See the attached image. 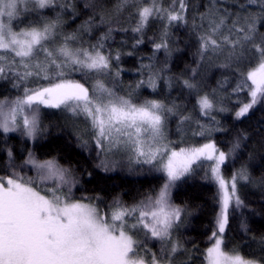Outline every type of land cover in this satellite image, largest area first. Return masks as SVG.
<instances>
[{
    "label": "trees",
    "instance_id": "trees-1",
    "mask_svg": "<svg viewBox=\"0 0 264 264\" xmlns=\"http://www.w3.org/2000/svg\"><path fill=\"white\" fill-rule=\"evenodd\" d=\"M161 2L166 8L173 7L172 0ZM237 2L185 0L187 23L173 21L168 24L166 20L150 18L140 32L133 30L138 24L136 10L118 11L117 0H55L52 7L21 14L13 24L18 28L43 26L59 19L57 32L61 36L52 43L54 49L63 43L64 35L77 36L76 40L68 41L74 50L81 47L91 50L102 42L103 47L97 50L110 58L108 70L90 72L69 67L63 79L84 84L90 94H97L96 82L100 80L115 96L129 99L136 105L155 100L166 109H173L162 112L161 144L167 145L170 151L179 152L212 143L217 149L216 156L221 151L225 153V160L219 165L221 177L229 178L246 171L248 179L238 177L240 181L236 185L242 204L237 206L235 199L229 204L222 247L226 252L237 250L245 258L264 264V99L245 116L236 117L239 108L251 102L249 89H238L237 85L257 66L259 54L249 45L239 60L229 59L232 51L229 45L205 51L200 40V36L209 31L207 19L201 17L208 14L210 8L219 9V13L227 8L231 14L217 34L218 40L222 35H229L236 15L240 16L239 26H244L243 17L247 13L259 16L258 4H248L245 13L237 8ZM86 4L90 6L85 7ZM174 7L180 10L178 2ZM110 29L109 38L101 40ZM257 29L255 42L264 43V21L257 22ZM232 38L235 39L236 34ZM161 43H166L167 47L157 50L155 45ZM236 51L240 53V49ZM225 64L228 66H223ZM7 76L0 79V99L6 101L22 97L25 87L37 88L50 82L36 77L17 81L12 74ZM52 79L60 78L53 76ZM185 81L193 87H186ZM14 83L19 86L14 87ZM204 96L213 103L207 114L199 104ZM37 107L39 127L33 138L0 133V176L15 173L25 180L32 179L43 191L58 185L57 179L41 183V176L35 178L27 162L30 159L40 163L55 161L69 173L70 198L91 203L108 216L109 209L117 204L131 208L149 196L156 197L167 182L161 160L166 163L168 156L160 154L153 163L146 164L137 163L131 152V155H123L122 166L116 165L117 161L116 164L107 161L108 151L98 145L91 121L83 114L73 113L63 106ZM237 143L239 147L234 148ZM214 162V158H199L191 165V171L169 189L171 204L182 209L181 222L173 228L172 238L186 249L178 253L175 264H207L206 250L212 245V233L217 231L222 196L212 174ZM59 190L68 194L69 187L64 185ZM138 235L144 239L142 234ZM146 244L159 254V241L148 239Z\"/></svg>",
    "mask_w": 264,
    "mask_h": 264
},
{
    "label": "snow or ice",
    "instance_id": "snow-or-ice-1",
    "mask_svg": "<svg viewBox=\"0 0 264 264\" xmlns=\"http://www.w3.org/2000/svg\"><path fill=\"white\" fill-rule=\"evenodd\" d=\"M177 2L179 11L174 7ZM172 3L173 7L166 8L161 0H148L147 4L144 0H117L116 8L118 11L134 8L138 24L133 30L140 32L150 18L166 20L168 24L173 21L187 23L184 14L188 5L185 0H172ZM54 4L55 0H0V79L8 78L10 73L17 81L31 77L50 81L47 86L25 87L24 95L13 101L0 99V130L4 133L16 131L21 126L20 117L24 132L33 137L39 127V110L34 106L58 108L65 105L73 113L83 114L91 121L100 147L107 142L109 150L123 148L132 152L137 163H153L160 153L168 151L167 145L161 144L162 112H172L173 109H166L155 100L136 105L129 99L115 96L100 80L96 82L97 94H90L84 84L63 79L69 67L105 72L110 68V58L97 50V47H103L102 42L91 50L71 48L68 41L76 40V35H64L63 43L54 51L50 42L54 43L58 35L59 19L43 26H14L13 21L22 14L21 6L27 11L45 9ZM248 4L259 5V16L247 13ZM236 6L247 13L243 17L244 26L238 25L240 16L236 15L229 35H222L218 40L217 34L231 14L227 8L223 13L210 8L209 13L201 17L207 19L209 31L202 34L200 40L205 51L220 49L222 44L229 45L232 50L229 59L235 57L239 60L249 45L259 54L257 66L248 71L245 80L237 85L238 89L247 87L251 96V102L244 103L236 112V117L240 118L264 99V43L255 42L257 22L264 21V0H238ZM110 32L111 29L101 40L109 38ZM233 34H236L235 39ZM155 47L159 50L166 48L167 44H156ZM116 59L119 60V55ZM53 76L60 79L53 80ZM150 84L155 88L151 78ZM16 86L19 85L14 83ZM185 86L193 87L188 81H185ZM199 104L205 114L213 108L207 96L202 97ZM238 147L239 143L234 145V148ZM216 153V146L212 143L191 150L171 151L166 163L161 160L167 182L159 194L149 196L131 208L117 204L110 217L91 203L70 198L69 173L55 161L38 163L30 159L28 163L41 173V183L51 178H57L60 183L42 191L32 179L25 180L15 173L8 177L0 176V264H175L178 253L186 249L180 241L172 238L173 228L181 222L182 209L171 204L169 189L176 180L188 174L191 165L201 157L215 158L212 174L222 193L217 231L212 233L213 243L206 250L207 264H257L237 250L229 253L222 247L221 234L228 224L230 201L235 198L237 206L242 201L237 196V177H232L229 191L227 182L219 174L225 153L221 151L218 156ZM240 178L248 179L246 171H241ZM64 185L69 187L68 194L59 190ZM138 234H142L144 239H140ZM148 239L160 242L159 254L147 247Z\"/></svg>",
    "mask_w": 264,
    "mask_h": 264
},
{
    "label": "rangeland",
    "instance_id": "rangeland-1",
    "mask_svg": "<svg viewBox=\"0 0 264 264\" xmlns=\"http://www.w3.org/2000/svg\"><path fill=\"white\" fill-rule=\"evenodd\" d=\"M29 8L31 9V5L29 6ZM30 10H27V11H25L24 10V8H23V6H21V13L23 14V13H27V12H29ZM60 36L61 35H57V37H56V40H55V42L54 43H56V41L57 40H59L60 39ZM53 45L54 44H52V42H50V47H52L53 48V50L55 51V49H54V47H53ZM42 58V57H41ZM16 99V98H15ZM15 99H12V100H9V102L10 101H13V100H15ZM73 102H69V104H72ZM67 107L68 109H70L68 106H65V105H61V107ZM34 107H37V106H34ZM25 114H27V115H30L31 113L30 112H26ZM18 120L20 121V127H18L17 128V130L16 131H12V132H8V133H4L2 130H0V133L1 134H3V135H6V134H19V135H21V136H24V137H26V138H28V139H31V138H33V137H29L28 135H26V133L24 132V130H23V127H22V119L20 118V117H18ZM104 148V150H106V151H108V157H107V161H109V162H113L114 161V164H116V161H117V164L116 165H120V166H122V163H123V155L125 154V155H128V153L131 155L132 153L130 152V151H128L127 149H120V150H116V149H112V150H109V148H108V146H107V142H105V146L103 147ZM170 153H171V151L168 149V151L167 152H162V153H160V154H163L164 155V157H167V156H169L170 155ZM159 154V155H160ZM159 155H158V158H159ZM215 159V158H214ZM28 163V162H27ZM38 163H40V162H38ZM43 163V162H42ZM216 166V161L214 162V164H213V167H215ZM28 168H29V172H31L34 176H35V178H37V177H40L41 176V173L35 168V167H33V165L31 164V163H28ZM236 177H237V180H236V185H237V183L240 181V179L238 178V177H240V175H236ZM226 182H227V187H228V189H229V191H231V182H232V177H229V178H226V177H222ZM55 179H57V178H55ZM57 183H60L59 182V180L57 179V181H56ZM158 195V194H157ZM235 198H233L231 201H233ZM77 201H82V200H77ZM84 202V201H83ZM86 203V202H85ZM115 208V207H114ZM114 208H112V209H109V217H110V215H111V212L113 211V209ZM222 235V234H221ZM212 243H213V240H212ZM207 263V262H206ZM257 264H259V263H257Z\"/></svg>",
    "mask_w": 264,
    "mask_h": 264
}]
</instances>
